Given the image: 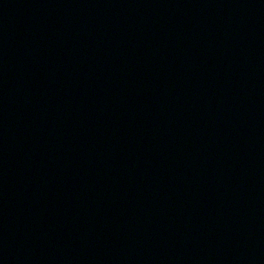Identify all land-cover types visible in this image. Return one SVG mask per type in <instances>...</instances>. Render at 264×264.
<instances>
[{"label": "water", "instance_id": "obj_1", "mask_svg": "<svg viewBox=\"0 0 264 264\" xmlns=\"http://www.w3.org/2000/svg\"><path fill=\"white\" fill-rule=\"evenodd\" d=\"M0 264H264V0H0Z\"/></svg>", "mask_w": 264, "mask_h": 264}]
</instances>
